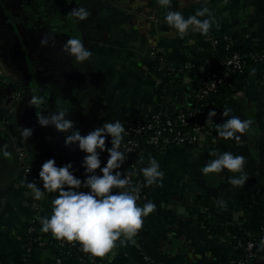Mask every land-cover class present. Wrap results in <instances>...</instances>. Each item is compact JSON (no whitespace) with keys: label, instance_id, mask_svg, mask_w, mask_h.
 I'll list each match as a JSON object with an SVG mask.
<instances>
[{"label":"crops","instance_id":"0c3cea01","mask_svg":"<svg viewBox=\"0 0 264 264\" xmlns=\"http://www.w3.org/2000/svg\"><path fill=\"white\" fill-rule=\"evenodd\" d=\"M75 7H85L91 15L79 21L68 14ZM203 7L215 21L207 36L190 28L181 39L165 21L168 11H180L187 18ZM45 36L52 39L41 46ZM70 38L82 40L92 53L89 60L77 63L63 50ZM225 38L244 46L264 39V0H171L168 9L157 0H0V148L7 145L11 153L8 159L0 152V257L5 264L21 262L25 229L32 218L38 237L56 239L40 230L39 218L51 216L52 201L59 195L43 189L42 164L48 159H54L57 167L71 163L76 178L82 183L87 178L82 167L86 153L75 144L66 147V134L53 126H39L35 112L40 109L28 107L30 96L44 97L45 115L59 107L68 109V118L82 136L104 123L131 120L154 110L174 114L188 105L203 73L213 67L212 40ZM150 51H155L167 72L156 71L158 63ZM16 89L21 97L9 114L10 96ZM225 107L231 109L228 117L222 116ZM232 116L252 121L239 142L217 133L216 124ZM212 121L192 147L172 145L156 157L164 173L162 186H146V198L137 202L143 207L151 201L155 210L143 218L135 242L117 241L112 252L98 258L102 264H227L231 252L225 236L208 232L197 221L196 195L205 193L230 203L236 216L248 204L264 207V79L249 71L234 80ZM21 127L34 129L27 141ZM17 149L24 152L28 175ZM213 150L246 158L243 172L248 179L243 187L228 183L240 173L224 170L205 176L201 172L217 158L209 155ZM99 159L103 168L106 150ZM28 180L44 192L41 200L34 198ZM32 199L39 203L38 209ZM54 251L37 248L28 264H53ZM76 264L90 263L76 260Z\"/></svg>","mask_w":264,"mask_h":264},{"label":"clouds","instance_id":"9594fccd","mask_svg":"<svg viewBox=\"0 0 264 264\" xmlns=\"http://www.w3.org/2000/svg\"><path fill=\"white\" fill-rule=\"evenodd\" d=\"M158 4L166 9L171 7V0H157ZM227 3V0H225ZM79 21L87 19L91 13L85 7H75L68 13ZM207 17V18H203ZM203 18V19H201ZM166 23L174 28L183 39L189 29L207 36L214 24V17L207 7L198 9L195 14L185 18L180 11H168L165 16ZM216 27H219L217 24ZM52 37H42L41 46H47ZM64 51L75 58L77 63H83L91 58L92 53L84 47L79 38H70L63 48ZM46 100L40 95L33 94L28 100V107L40 109L35 112L37 123L40 127L53 126L57 132L64 133V145H78L79 150L86 153L82 167L87 178L83 181L76 178L70 171L71 163L57 167L54 159H48L41 166L39 179L43 182V189L48 192H57L59 195L52 201L53 209L50 217H40L41 231L51 233L58 240L77 242L85 253L97 258H104L117 246V241L123 245L126 241L134 243L139 230L142 229L144 217L152 213L156 205L149 201L143 207L137 205L140 185H134L128 177L121 176L120 169L127 156L120 151L123 136L126 134L125 125L120 120L113 123H104L90 131L87 135H81L75 122L68 118L69 110L59 107L54 113L44 114L43 105ZM230 108H224L222 116L228 117ZM215 111H209L206 124L213 123ZM252 121L232 116L223 123L216 124L219 137L225 140L234 139L237 142L250 131ZM34 129L21 127L20 134L27 141ZM239 134V135H237ZM111 137V147L106 148L105 137ZM7 145L0 148L5 158L11 159V153ZM99 150V151H97ZM107 151L106 165L101 168L100 153ZM217 157L209 160L201 172L207 176L209 173L220 174L227 170L230 173H240L232 176L228 183L232 186L243 187L248 179L243 172L246 158L241 155H233L230 152L218 154L217 150L209 153ZM143 163V158L140 159ZM147 167L141 169L145 186L159 184L162 186L164 173L160 170L159 163L154 158H149ZM100 169L102 175L95 172ZM67 186L68 190H65ZM27 187L33 193L36 200H41L44 192L37 187L35 181L27 183ZM85 187L89 192H80L76 189ZM113 189H123L113 193ZM220 207H226L223 201ZM123 237V239H121ZM264 245V240L261 241Z\"/></svg>","mask_w":264,"mask_h":264},{"label":"built area","instance_id":"2783aa9c","mask_svg":"<svg viewBox=\"0 0 264 264\" xmlns=\"http://www.w3.org/2000/svg\"><path fill=\"white\" fill-rule=\"evenodd\" d=\"M225 40L230 39L225 38ZM217 40H212L214 45L217 44ZM264 53V52H263ZM253 54L252 58L254 61H263L264 54ZM150 55L159 64V69H162L161 59L157 57L155 51H150ZM244 56L239 52H233L230 56L221 62L220 67L216 69H208L203 73V76L192 93V98L188 105L177 111L173 116H168L167 114L158 112H146L140 114L139 116L122 121L125 125L126 134L125 141L121 144L120 150L127 156V161L129 157L133 155H140L145 153L146 147L151 146L160 149L161 152L167 147L172 145H179L184 147H192L199 141V137L202 132L206 129V121L201 119V107L202 101L213 92L219 85L225 83L231 73V71L242 72L245 64ZM156 63V64H157ZM261 77L264 79V68L261 71ZM21 91L16 89L11 95V105L8 108V113L12 114L14 111V105L20 100ZM9 120H5V124H8ZM17 154L19 160L22 162L23 171L26 175L29 174V167L23 163L24 152L21 149H17ZM124 161V162H125ZM149 166H139L135 163H131L126 170L119 171L121 176L128 177L131 179L134 185H140L139 199L137 202L142 201L146 198V193H144L145 181L141 169ZM115 174V173H113ZM97 175H102L99 172ZM32 182L31 180L27 181ZM90 191V190H89ZM87 191V192H89ZM123 191V189H113V193H118ZM31 203L34 209L39 208V203L32 199ZM35 224V218H32L27 223V228L25 230L26 235L32 234ZM47 246L54 248V253H64L68 255L82 254V257H78L77 260H85L90 264H102L96 257L85 253L82 247L77 242H67L65 240L55 239L53 241L39 238L37 240L38 248H45ZM242 246V253L238 255H233L230 253L227 264H251L254 260L261 258L263 256H258L253 252L255 246L254 241H248ZM23 252L28 256L33 250L31 247V242L24 243ZM61 259L58 255L53 257V264H60Z\"/></svg>","mask_w":264,"mask_h":264},{"label":"trees","instance_id":"16d2710c","mask_svg":"<svg viewBox=\"0 0 264 264\" xmlns=\"http://www.w3.org/2000/svg\"><path fill=\"white\" fill-rule=\"evenodd\" d=\"M216 48V60L211 69H216L220 67L221 62L231 55L233 52H239L243 55L245 59V64L242 72L231 71L227 81L219 85L213 92H211L202 101L201 107V119L206 121L209 111L219 112L221 97L228 94L230 91L231 84L234 80H239L244 78L249 71H252L257 76L261 77V71L264 68V58L263 61H254L252 58L253 54H261L264 52V39H258L254 41L250 46L237 45L229 40L221 39L215 45ZM264 54V53H263ZM159 64H157V72H165L166 67L159 69ZM167 72V71H166ZM262 78V77H261ZM193 100L192 95L190 101ZM189 101V102H190ZM160 110H154L152 112H158ZM176 113V112H175ZM174 113V114H175ZM166 114V113H165ZM174 114H167L168 116H173ZM106 144L111 145V137H105ZM125 141V136H123L122 143ZM161 153L160 149L147 146L145 153L140 155H133L125 161L120 169L115 171L126 170L131 163H135L139 166H145L148 164L149 158H154ZM143 158V163H140V159ZM99 173V172H98ZM146 193V188L144 189ZM220 201L213 200L208 194L198 193L196 195V204L199 206L200 210L197 214V221L201 223L204 228L210 233H216L225 236V240L228 243L230 252L233 255H238L242 253V246L248 241H254L255 246L253 252L258 256L264 257V245L261 241L264 240V207L260 203H252L243 206L242 212L237 216L233 213V208L230 203H224L226 207L223 209L220 207ZM27 228V225H26ZM26 230V229H25ZM38 237L35 233L25 234V243L31 242L32 250L37 249ZM50 247V246H47ZM30 255L22 253V259L19 264H28ZM58 255L61 259L60 264H76L78 257H82V254L68 255L56 252L53 257ZM98 260V258L96 257ZM0 264H5L1 260ZM116 264V263H113Z\"/></svg>","mask_w":264,"mask_h":264},{"label":"water","instance_id":"95a60500","mask_svg":"<svg viewBox=\"0 0 264 264\" xmlns=\"http://www.w3.org/2000/svg\"><path fill=\"white\" fill-rule=\"evenodd\" d=\"M251 264H264V257L254 260Z\"/></svg>","mask_w":264,"mask_h":264},{"label":"flooded vegetation","instance_id":"af4514ba","mask_svg":"<svg viewBox=\"0 0 264 264\" xmlns=\"http://www.w3.org/2000/svg\"><path fill=\"white\" fill-rule=\"evenodd\" d=\"M10 101H11V96H10Z\"/></svg>","mask_w":264,"mask_h":264}]
</instances>
